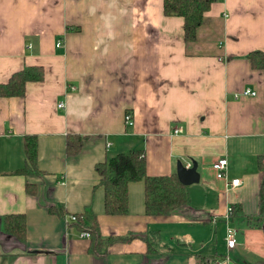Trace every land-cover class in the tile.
Instances as JSON below:
<instances>
[{
	"label": "crops",
	"instance_id": "0c3cea01",
	"mask_svg": "<svg viewBox=\"0 0 264 264\" xmlns=\"http://www.w3.org/2000/svg\"><path fill=\"white\" fill-rule=\"evenodd\" d=\"M162 2L0 0V83L27 66L43 69L23 96L0 97V220L22 213L26 226L24 242L0 229V264H264V66L249 56L264 53V0H214L188 42L183 18L164 15ZM245 87L256 95H239ZM31 134L36 176L16 172ZM68 134L84 137L77 154H66ZM132 150H143L151 176L195 164L189 202L149 216L144 183L134 181L127 213L106 214L95 167ZM233 178L240 183L228 188ZM86 208L105 238L103 254L91 253L90 238L69 222Z\"/></svg>",
	"mask_w": 264,
	"mask_h": 264
},
{
	"label": "trees",
	"instance_id": "16d2710c",
	"mask_svg": "<svg viewBox=\"0 0 264 264\" xmlns=\"http://www.w3.org/2000/svg\"><path fill=\"white\" fill-rule=\"evenodd\" d=\"M214 0H163L162 8L166 16L183 18L184 40H194L197 28L203 20L204 13ZM250 61L253 67L264 66V53L252 52ZM258 57V58H257ZM43 79L41 66H27L15 71L9 79L0 83V97L23 96L28 82ZM80 135L68 134L66 137V154H77L83 143ZM37 137L35 134L23 137L24 164L17 170L23 175H39L37 166ZM258 163L263 175L258 191L257 220L264 222V151L258 157ZM99 176V184L104 189V211L108 215H124L127 213V188L130 182L143 181L145 196V213L149 216H167L180 206L189 202L187 185L182 184L176 173L169 175H148L146 159L143 150H132L118 153L106 162L95 167ZM25 190L29 194L37 192L36 185L26 182ZM55 205L48 206V211L54 212ZM75 220L69 222L78 226L80 231L90 234L89 251L94 254L105 252V238L100 235L96 214L91 208L82 213L72 214ZM0 229L6 234L15 236L19 241H25V217L22 213L6 214L1 217ZM149 244V243H148ZM150 246L148 247V249Z\"/></svg>",
	"mask_w": 264,
	"mask_h": 264
},
{
	"label": "built area",
	"instance_id": "2783aa9c",
	"mask_svg": "<svg viewBox=\"0 0 264 264\" xmlns=\"http://www.w3.org/2000/svg\"><path fill=\"white\" fill-rule=\"evenodd\" d=\"M60 42L56 43V46H59ZM70 89H74V87L70 86ZM239 95H244V96H255L256 95V91L250 87H245L244 89H242V91L239 93ZM63 104L62 102L58 104V107H62ZM125 122L127 123V125L132 126L133 125V119H132V114L127 112L124 116ZM180 132V128L179 127H175L174 128V133H178ZM227 165V160L225 158H221L218 159L213 167L217 170V174L216 176L218 178H223L224 177V172H225V167ZM186 167H189V165H187ZM61 183H64V179L63 181H61ZM240 183V179L239 178H233L230 181H228V188H235L239 185ZM232 212V208H228L226 213H227V217L229 216V214ZM70 220H75V217L73 215L69 216ZM80 236L81 237H86V238H90V234L86 231H81L80 232ZM225 243H226V247L228 249L233 248L235 243H236V239H235V232L230 228L227 227V232H226V236H225Z\"/></svg>",
	"mask_w": 264,
	"mask_h": 264
},
{
	"label": "water",
	"instance_id": "95a60500",
	"mask_svg": "<svg viewBox=\"0 0 264 264\" xmlns=\"http://www.w3.org/2000/svg\"><path fill=\"white\" fill-rule=\"evenodd\" d=\"M176 174L178 180L184 185H189L191 183L197 182L199 179L195 164H193L191 167H186L182 165V163H178L176 168Z\"/></svg>",
	"mask_w": 264,
	"mask_h": 264
},
{
	"label": "rangeland",
	"instance_id": "374dc122",
	"mask_svg": "<svg viewBox=\"0 0 264 264\" xmlns=\"http://www.w3.org/2000/svg\"><path fill=\"white\" fill-rule=\"evenodd\" d=\"M236 245H237V247H236V250H237V249L239 248V247H238V243H237ZM228 256H229V255H228Z\"/></svg>",
	"mask_w": 264,
	"mask_h": 264
}]
</instances>
